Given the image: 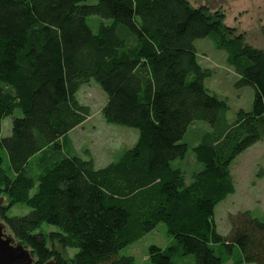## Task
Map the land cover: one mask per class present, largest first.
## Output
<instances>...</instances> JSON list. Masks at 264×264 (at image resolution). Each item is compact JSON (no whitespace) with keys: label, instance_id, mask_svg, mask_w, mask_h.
Segmentation results:
<instances>
[{"label":"trees","instance_id":"16d2710c","mask_svg":"<svg viewBox=\"0 0 264 264\" xmlns=\"http://www.w3.org/2000/svg\"><path fill=\"white\" fill-rule=\"evenodd\" d=\"M225 17L191 0H0L1 221L36 264H137L130 247L159 226L168 242L148 247L149 264H225L236 252L231 264H264L257 211L231 212L226 235L216 221L236 190L232 163L264 139V49ZM203 38L227 52L239 87L254 88L252 108L233 121L228 98L206 85ZM93 80L105 118L139 130L102 167L70 137L92 114L79 93ZM198 122L207 128L192 145ZM190 151L188 174L180 161Z\"/></svg>","mask_w":264,"mask_h":264},{"label":"rangeland","instance_id":"374dc122","mask_svg":"<svg viewBox=\"0 0 264 264\" xmlns=\"http://www.w3.org/2000/svg\"><path fill=\"white\" fill-rule=\"evenodd\" d=\"M196 6L207 5L211 10H221L225 13V23L236 27L239 33H245V39L251 45L264 49V0H191ZM199 60L203 66L214 69V75L206 80V85L222 96L228 98L231 110L228 113L230 121L235 119L240 108H252L254 88L250 85L239 87L236 83L239 75L228 64L227 52L218 49L210 38L197 41ZM79 98L82 103L90 105L92 114L82 125L70 132L73 150L85 158L91 156L97 167H102L116 160L124 150L132 147L138 139L139 130L133 127L118 125L108 121L102 113L107 96L104 90L94 80L84 84ZM21 112L16 113L20 116ZM12 117L4 121L3 134L9 135L12 126ZM205 122H198L190 128L186 135L192 145L196 143V136L206 130ZM209 128V126H208ZM189 152L185 160L180 161L187 170L192 157ZM232 173L236 190L229 194L216 207V221L218 230L228 234L231 229L229 214L239 210L252 209L264 218V139L247 148L232 163ZM6 203V200L5 202ZM30 209L27 206H15L11 214H25ZM53 225H44L45 231L54 229ZM166 229L159 226L147 233L137 243L130 247V252L137 257V264L146 262L148 247L153 244L166 245ZM75 249L69 250L72 256ZM238 257L237 252L231 257V264ZM195 260L193 255L185 256L175 264H191ZM255 264V263H245Z\"/></svg>","mask_w":264,"mask_h":264},{"label":"water","instance_id":"95a60500","mask_svg":"<svg viewBox=\"0 0 264 264\" xmlns=\"http://www.w3.org/2000/svg\"><path fill=\"white\" fill-rule=\"evenodd\" d=\"M4 199H0V264H36V259L31 251L22 241L18 240L8 231L5 222L1 221V207ZM45 264H54L48 261Z\"/></svg>","mask_w":264,"mask_h":264}]
</instances>
